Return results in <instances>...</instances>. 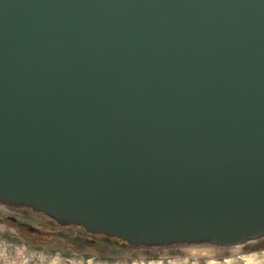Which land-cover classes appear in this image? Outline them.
Returning a JSON list of instances; mask_svg holds the SVG:
<instances>
[{
  "label": "water",
  "instance_id": "1",
  "mask_svg": "<svg viewBox=\"0 0 264 264\" xmlns=\"http://www.w3.org/2000/svg\"><path fill=\"white\" fill-rule=\"evenodd\" d=\"M0 205L130 246L264 236V0H0Z\"/></svg>",
  "mask_w": 264,
  "mask_h": 264
},
{
  "label": "rangeland",
  "instance_id": "2",
  "mask_svg": "<svg viewBox=\"0 0 264 264\" xmlns=\"http://www.w3.org/2000/svg\"><path fill=\"white\" fill-rule=\"evenodd\" d=\"M0 264H264V236L234 246L134 247L77 226L56 225L28 209L0 205Z\"/></svg>",
  "mask_w": 264,
  "mask_h": 264
},
{
  "label": "built area",
  "instance_id": "3",
  "mask_svg": "<svg viewBox=\"0 0 264 264\" xmlns=\"http://www.w3.org/2000/svg\"><path fill=\"white\" fill-rule=\"evenodd\" d=\"M30 257V254H28V255H24V261H26L28 258Z\"/></svg>",
  "mask_w": 264,
  "mask_h": 264
}]
</instances>
